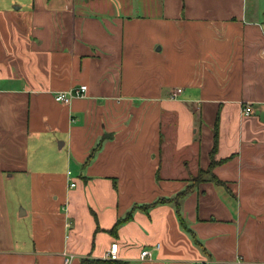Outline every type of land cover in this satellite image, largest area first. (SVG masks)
I'll use <instances>...</instances> for the list:
<instances>
[{
	"label": "crops",
	"instance_id": "crops-1",
	"mask_svg": "<svg viewBox=\"0 0 264 264\" xmlns=\"http://www.w3.org/2000/svg\"><path fill=\"white\" fill-rule=\"evenodd\" d=\"M150 13L0 0V264H264V4Z\"/></svg>",
	"mask_w": 264,
	"mask_h": 264
},
{
	"label": "built area",
	"instance_id": "built-area-1",
	"mask_svg": "<svg viewBox=\"0 0 264 264\" xmlns=\"http://www.w3.org/2000/svg\"><path fill=\"white\" fill-rule=\"evenodd\" d=\"M86 90H87V86L85 84H80L79 86L74 88L72 91L57 92L54 95V98L58 102L67 103V102H69V100L73 96H83V95H85ZM180 90H181L180 88H177L174 91V94L179 93ZM243 110H244L245 113H249L251 111V106L247 105V106L244 107ZM139 257H140L141 260L150 259L151 253H150V251L148 249H142L141 252H140V256ZM71 258H72V254L65 253L64 263L65 264H69V261H70ZM105 259H109V260H117L118 259L117 243L116 242L110 244L109 248L107 249V251L105 253Z\"/></svg>",
	"mask_w": 264,
	"mask_h": 264
},
{
	"label": "rangeland",
	"instance_id": "rangeland-1",
	"mask_svg": "<svg viewBox=\"0 0 264 264\" xmlns=\"http://www.w3.org/2000/svg\"><path fill=\"white\" fill-rule=\"evenodd\" d=\"M161 0H116V5L121 4L123 7V11H126V13L129 14H140L142 16H147V15H151V11L152 8L157 5V2H159ZM261 3L264 4V0H260ZM264 115V113H263ZM204 172H201L200 170L196 172V175L191 176L192 179H194L195 181H197L198 179H200V177L202 176ZM19 185L18 181H9L6 183L7 189L8 191H14L16 193V187ZM21 190V189H19ZM13 192V194H14ZM13 197L15 198V201L17 199V197L15 196V194L13 195Z\"/></svg>",
	"mask_w": 264,
	"mask_h": 264
},
{
	"label": "trees",
	"instance_id": "trees-1",
	"mask_svg": "<svg viewBox=\"0 0 264 264\" xmlns=\"http://www.w3.org/2000/svg\"><path fill=\"white\" fill-rule=\"evenodd\" d=\"M215 149H216V137L214 136V144H213V146H212V148L210 150V163H209V166H208L207 170H200L201 172L210 171L212 169V167H214V165H216L218 163V161H215L214 158H213V154H214ZM201 177H200V179H201ZM213 179H214V181L216 183H220L219 180L216 179L215 177H213ZM187 192H188V188H185V189L181 190L179 193H177L173 198H160L158 201H156V202H159V201L160 202H162V201L172 202L173 201L174 204H175V209H176V212H177V216H178L181 224L184 227L186 225H185L184 220L182 219L181 212H180V200L186 195ZM156 202H154L153 204H155ZM147 206H149V205H147ZM188 231L191 232L190 229H188ZM80 264H116V263H115L114 260H109V259H89V258H83L80 261Z\"/></svg>",
	"mask_w": 264,
	"mask_h": 264
}]
</instances>
